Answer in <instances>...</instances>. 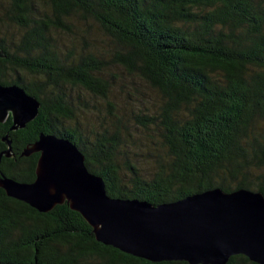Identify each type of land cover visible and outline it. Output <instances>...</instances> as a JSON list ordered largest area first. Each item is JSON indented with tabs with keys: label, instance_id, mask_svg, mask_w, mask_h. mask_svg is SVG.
Instances as JSON below:
<instances>
[{
	"label": "trees",
	"instance_id": "1",
	"mask_svg": "<svg viewBox=\"0 0 264 264\" xmlns=\"http://www.w3.org/2000/svg\"><path fill=\"white\" fill-rule=\"evenodd\" d=\"M77 19L115 43L113 63L160 94L154 114L132 118L157 138L149 173L127 156L122 128L83 131L77 122L75 89L102 99L111 91L97 48L64 54L52 38L73 33ZM0 25L18 31L17 40L0 32V84L40 103L24 129L11 131L10 116L0 123V153L6 136L12 149L0 176L33 182L39 155L22 153L45 133L76 145L111 198L159 205L214 188L264 196V0H0ZM0 264L188 263L103 246L66 202L39 213L0 188ZM227 264L255 263L237 255Z\"/></svg>",
	"mask_w": 264,
	"mask_h": 264
},
{
	"label": "water",
	"instance_id": "2",
	"mask_svg": "<svg viewBox=\"0 0 264 264\" xmlns=\"http://www.w3.org/2000/svg\"><path fill=\"white\" fill-rule=\"evenodd\" d=\"M39 107L20 86L0 84V123L10 116L11 131L24 129ZM3 142L7 149L0 158H10L8 136ZM32 153H39L35 180L21 183L1 174L0 188L39 213L66 202L103 246L151 263L227 264L242 255L264 264V196L259 192L214 188L159 205L111 198L103 178L88 171L71 141L40 133L22 156Z\"/></svg>",
	"mask_w": 264,
	"mask_h": 264
},
{
	"label": "rangeland",
	"instance_id": "3",
	"mask_svg": "<svg viewBox=\"0 0 264 264\" xmlns=\"http://www.w3.org/2000/svg\"><path fill=\"white\" fill-rule=\"evenodd\" d=\"M72 25L73 33L53 30L52 38L63 49L64 54L71 50L79 54L83 50L97 48L107 63L104 73L111 86L107 99L91 96L83 90L73 91V95L83 101L78 107L77 122L83 131L101 128H108L111 131L116 126L122 128L124 136L128 135L125 143L127 156L133 162L137 161L138 167L143 172H151L153 162L147 161L146 158L149 150L159 148L154 144L157 138L151 132L136 126L132 118L136 114H154L161 104L160 94L137 78L129 77L122 68L112 62L111 55L114 52L115 43L104 36L96 25L78 19L73 21ZM0 32L6 36L7 40L18 39V31L12 26L0 25ZM82 35L86 40H82ZM119 120L121 122H118Z\"/></svg>",
	"mask_w": 264,
	"mask_h": 264
},
{
	"label": "flooded vegetation",
	"instance_id": "4",
	"mask_svg": "<svg viewBox=\"0 0 264 264\" xmlns=\"http://www.w3.org/2000/svg\"><path fill=\"white\" fill-rule=\"evenodd\" d=\"M38 155H39V153H38Z\"/></svg>",
	"mask_w": 264,
	"mask_h": 264
}]
</instances>
